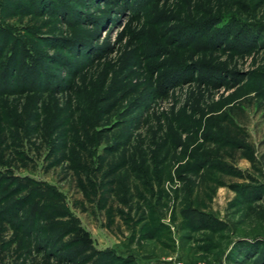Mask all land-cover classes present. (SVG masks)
<instances>
[{"label":"rangeland","instance_id":"374dc122","mask_svg":"<svg viewBox=\"0 0 264 264\" xmlns=\"http://www.w3.org/2000/svg\"><path fill=\"white\" fill-rule=\"evenodd\" d=\"M0 264H264V0H0Z\"/></svg>","mask_w":264,"mask_h":264},{"label":"trees","instance_id":"16d2710c","mask_svg":"<svg viewBox=\"0 0 264 264\" xmlns=\"http://www.w3.org/2000/svg\"><path fill=\"white\" fill-rule=\"evenodd\" d=\"M77 241L86 249H90L93 245V242L89 236V234L84 230H79L76 234Z\"/></svg>","mask_w":264,"mask_h":264}]
</instances>
